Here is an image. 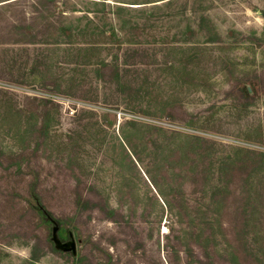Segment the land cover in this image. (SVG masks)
Here are the masks:
<instances>
[{
	"label": "rangeland",
	"instance_id": "1",
	"mask_svg": "<svg viewBox=\"0 0 264 264\" xmlns=\"http://www.w3.org/2000/svg\"><path fill=\"white\" fill-rule=\"evenodd\" d=\"M0 264H264V0H0Z\"/></svg>",
	"mask_w": 264,
	"mask_h": 264
},
{
	"label": "trees",
	"instance_id": "2",
	"mask_svg": "<svg viewBox=\"0 0 264 264\" xmlns=\"http://www.w3.org/2000/svg\"><path fill=\"white\" fill-rule=\"evenodd\" d=\"M36 208H38V211L40 212V214L45 217L48 216V214L50 213L49 211L46 210V208L44 206H42L41 204L38 203V206H35Z\"/></svg>",
	"mask_w": 264,
	"mask_h": 264
},
{
	"label": "water",
	"instance_id": "3",
	"mask_svg": "<svg viewBox=\"0 0 264 264\" xmlns=\"http://www.w3.org/2000/svg\"><path fill=\"white\" fill-rule=\"evenodd\" d=\"M56 229H57V228L55 227V228H54V231H56ZM73 247H74V245L72 246V248H73Z\"/></svg>",
	"mask_w": 264,
	"mask_h": 264
}]
</instances>
